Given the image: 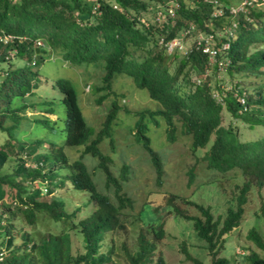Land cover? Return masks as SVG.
Returning <instances> with one entry per match:
<instances>
[{
	"label": "trees",
	"instance_id": "1",
	"mask_svg": "<svg viewBox=\"0 0 264 264\" xmlns=\"http://www.w3.org/2000/svg\"><path fill=\"white\" fill-rule=\"evenodd\" d=\"M242 1L0 0V264H166L156 244L163 226L153 238L141 229L133 248L114 240L134 208L125 190L133 167L125 159L116 164V138L135 136L160 185L163 158L151 135L162 125L170 142L182 134L193 152L202 149L214 180L242 179L224 215L188 199L182 200L199 215L175 205L207 243L212 264H228L220 256L225 237L242 224L254 188L264 187V8L257 7L264 0L234 14ZM199 36L216 52L213 60L199 48ZM188 38L186 49L167 47ZM45 60L91 78L92 69L96 103L114 95L98 128L85 117L71 78L56 79L57 96L41 95L37 67ZM123 77L158 108L122 119L126 95L112 86ZM240 125L262 133L244 140ZM194 181L191 170L188 184ZM62 190L84 199L70 209ZM169 196L173 203L178 198ZM261 211L264 217V206ZM247 237L260 252L239 255L264 264V232L252 226Z\"/></svg>",
	"mask_w": 264,
	"mask_h": 264
},
{
	"label": "rangeland",
	"instance_id": "2",
	"mask_svg": "<svg viewBox=\"0 0 264 264\" xmlns=\"http://www.w3.org/2000/svg\"><path fill=\"white\" fill-rule=\"evenodd\" d=\"M257 7L264 8V2L257 5ZM148 16L151 18L153 15L149 13ZM192 42L193 39L188 38L185 49ZM42 44L44 45V42ZM56 60L51 62L45 60L37 67L43 75L40 88L41 95L47 96L46 92L50 91L52 96H57L56 79L58 77L71 78L78 91L80 105L85 117L98 128V123L107 114L114 95L109 96L101 104L96 103L95 100L98 95L94 94L93 86L98 83L99 79L95 77L94 71L92 69L88 70L93 72V78H91L86 72L71 68L66 64L63 65L62 62ZM47 79H49V82ZM89 85L91 88H89ZM112 89L114 93H124L126 95V97H119L121 103H123L119 113L124 120L132 119L131 117L138 111L155 110L159 106L149 97L146 91L134 87L132 79L120 78L113 84ZM28 114L30 115V113ZM227 122L228 118H226L225 124ZM239 128L241 130L240 137L244 140L255 139L262 133V130L258 127L251 130L244 125H240ZM119 129L122 130L121 127ZM151 138L153 139V147L163 158L164 174L160 185L157 182V174L149 161L148 155L143 148H139V145L135 142V136L132 135L124 139V142H122L119 135L116 138L120 148L118 153L114 154L116 164L119 166L122 163L121 160L125 159L133 167L131 171L133 178H129L125 184V190L133 198L134 208L126 211L124 221L127 222V229L116 233L114 240L117 245H121L122 241H125L129 247L133 248L136 244L137 234L141 229L145 232H151L148 234L150 238H153L154 230H159L160 226H163L166 234L156 244L157 254L163 256L166 264H196L188 258V253L185 250L202 264H212L207 243L197 236L192 221L184 219L175 212V205L185 209L188 214L199 215L194 206L186 204L182 200L188 199L210 207L215 215H224L229 205L234 203L232 196L238 190L236 184L241 183L242 179L226 183L219 182L217 179L214 180V171L208 170L203 162L202 149L193 152L191 140L188 136L179 134L176 141L170 142L166 128L162 125L154 130ZM2 141L3 137L0 136V142ZM107 150L109 151V147ZM191 170L194 171L195 181L190 186L188 180ZM239 177L243 178L242 174ZM61 192V196L71 200L70 209H73L78 201L84 199L82 195L72 196L66 191L63 192L62 190ZM170 194L178 196L174 203L169 201ZM249 200L242 224L237 230L225 237V248L221 251L220 256L226 257L229 260L228 264H247V257L239 254H243L244 251L248 254L253 249L260 252L255 244L248 239L247 234L252 226H256L260 228L261 232H264V217L261 215V209L264 206V187H255ZM107 238L110 241V235ZM79 243L80 239L74 236V248H80ZM121 252L119 249L117 255L120 256Z\"/></svg>",
	"mask_w": 264,
	"mask_h": 264
},
{
	"label": "built area",
	"instance_id": "3",
	"mask_svg": "<svg viewBox=\"0 0 264 264\" xmlns=\"http://www.w3.org/2000/svg\"><path fill=\"white\" fill-rule=\"evenodd\" d=\"M257 1H258V0H243V1L239 4V6H238L237 8H233V9H232V12L235 14V13H238V12H241V11H245V9H246L245 6H247V5H253V3H254V2H257ZM171 13H172V10H171ZM160 18H161V15L157 17V20H160ZM194 41H195V40H194ZM202 42H204V41H203V37H200V36H199L198 44H199V46H201V47H199V48H203V51H204V52L209 53V54L211 55V59L213 60V56L215 55L216 52L214 51V49L210 48V47L207 45V43H208V39L205 41L204 46H202V45H203ZM42 43H43V42H42ZM42 43H41V41L39 42L40 45H43ZM167 47H168L170 50H173V48H175V47L185 48V44H184V42H182L181 40H173V41L167 43ZM225 47H227V45H226ZM3 257H4V252H0V260H2Z\"/></svg>",
	"mask_w": 264,
	"mask_h": 264
}]
</instances>
